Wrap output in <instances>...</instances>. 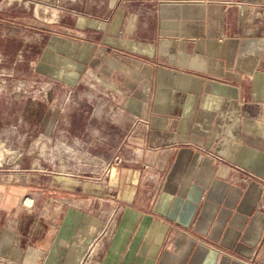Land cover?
<instances>
[{
	"label": "crops",
	"instance_id": "0c3cea01",
	"mask_svg": "<svg viewBox=\"0 0 264 264\" xmlns=\"http://www.w3.org/2000/svg\"><path fill=\"white\" fill-rule=\"evenodd\" d=\"M87 12L34 69L116 109L77 136L115 144L0 164V264H264V0Z\"/></svg>",
	"mask_w": 264,
	"mask_h": 264
},
{
	"label": "rangeland",
	"instance_id": "374dc122",
	"mask_svg": "<svg viewBox=\"0 0 264 264\" xmlns=\"http://www.w3.org/2000/svg\"><path fill=\"white\" fill-rule=\"evenodd\" d=\"M96 1L0 0L1 166L24 169L37 163L39 171H44L39 173L41 180L47 169L59 172L81 163L97 166V149L106 150L115 144L83 142L77 136L93 128L89 123L95 121L94 117L115 114L119 118L116 109L105 105L100 111V99H84L77 89L71 90L34 69L35 61L45 58L51 38L61 35L65 26H73L78 15L93 11ZM65 143L73 150H67ZM82 147L89 155L79 153ZM31 148L36 150L34 155Z\"/></svg>",
	"mask_w": 264,
	"mask_h": 264
},
{
	"label": "bare ground",
	"instance_id": "6f19581e",
	"mask_svg": "<svg viewBox=\"0 0 264 264\" xmlns=\"http://www.w3.org/2000/svg\"><path fill=\"white\" fill-rule=\"evenodd\" d=\"M67 145V144H66ZM69 148H70V146L69 145H67Z\"/></svg>",
	"mask_w": 264,
	"mask_h": 264
}]
</instances>
